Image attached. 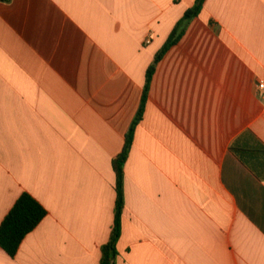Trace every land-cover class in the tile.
<instances>
[{
	"label": "crops",
	"instance_id": "0c3cea01",
	"mask_svg": "<svg viewBox=\"0 0 264 264\" xmlns=\"http://www.w3.org/2000/svg\"><path fill=\"white\" fill-rule=\"evenodd\" d=\"M196 0H0V264H101L113 160ZM264 0H206L158 62L124 167L115 264H264Z\"/></svg>",
	"mask_w": 264,
	"mask_h": 264
},
{
	"label": "trees",
	"instance_id": "16d2710c",
	"mask_svg": "<svg viewBox=\"0 0 264 264\" xmlns=\"http://www.w3.org/2000/svg\"><path fill=\"white\" fill-rule=\"evenodd\" d=\"M205 1L206 0H196L195 5L186 11L184 17L172 32L166 45L156 55L154 62L148 69L141 108L129 134L127 135L122 153L113 160V168L116 174L115 188L117 193L115 218L110 239L101 248V264H115L117 256L116 243L121 234L122 213L125 204L124 167L134 139L135 128L144 115L150 84L156 66L168 49L180 40L190 20L199 16L203 10ZM47 214V209L34 196L27 192L23 193L0 225V247H2L11 257H15L24 238L39 226Z\"/></svg>",
	"mask_w": 264,
	"mask_h": 264
},
{
	"label": "built area",
	"instance_id": "2783aa9c",
	"mask_svg": "<svg viewBox=\"0 0 264 264\" xmlns=\"http://www.w3.org/2000/svg\"><path fill=\"white\" fill-rule=\"evenodd\" d=\"M259 89H260L261 92H264V82H261L259 84Z\"/></svg>",
	"mask_w": 264,
	"mask_h": 264
}]
</instances>
